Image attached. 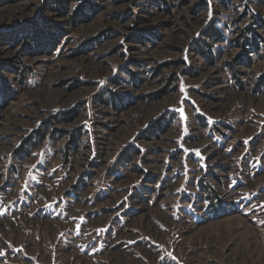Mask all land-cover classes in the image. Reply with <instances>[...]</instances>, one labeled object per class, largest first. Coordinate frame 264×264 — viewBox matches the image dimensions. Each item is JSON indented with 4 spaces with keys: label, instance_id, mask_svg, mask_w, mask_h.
<instances>
[{
    "label": "rangeland",
    "instance_id": "rangeland-1",
    "mask_svg": "<svg viewBox=\"0 0 264 264\" xmlns=\"http://www.w3.org/2000/svg\"><path fill=\"white\" fill-rule=\"evenodd\" d=\"M263 76L264 0H0V264L264 257Z\"/></svg>",
    "mask_w": 264,
    "mask_h": 264
},
{
    "label": "bare ground",
    "instance_id": "bare-ground-1",
    "mask_svg": "<svg viewBox=\"0 0 264 264\" xmlns=\"http://www.w3.org/2000/svg\"><path fill=\"white\" fill-rule=\"evenodd\" d=\"M252 246H253L252 247L253 248L252 249L253 250L252 251V256L254 257L253 258L254 261L252 263L253 264H263V262H264V259L263 258L264 257L259 252V249H257L256 243L253 242L252 243ZM244 251H239V253L237 255H235V256H227V255H225L224 258H226V259H224V260H226L228 264H242L243 263L242 259L244 258L243 256H246L248 254V253H246V252H248L247 250H246V252H244ZM206 252L207 251L200 250L199 248H197L196 250H192V251L189 250V256H190L189 261H190V263L191 264H206L205 262H203V261L200 260L201 259V256H203L204 253H206ZM249 254H251V253H249ZM195 256H197V261H195V258H196ZM222 260H223V257H222Z\"/></svg>",
    "mask_w": 264,
    "mask_h": 264
},
{
    "label": "trees",
    "instance_id": "trees-1",
    "mask_svg": "<svg viewBox=\"0 0 264 264\" xmlns=\"http://www.w3.org/2000/svg\"><path fill=\"white\" fill-rule=\"evenodd\" d=\"M204 36L205 37H215V38H218L219 37V33H218V31H216V30H214L213 29V27L212 26H209L205 31H204ZM260 81H259V84L260 85H264V76L263 77H261L260 79H259Z\"/></svg>",
    "mask_w": 264,
    "mask_h": 264
}]
</instances>
